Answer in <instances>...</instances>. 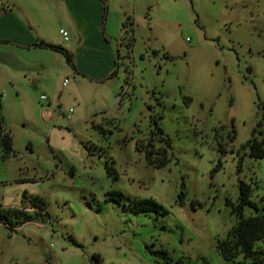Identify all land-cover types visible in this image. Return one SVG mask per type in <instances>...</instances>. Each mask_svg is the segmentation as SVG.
<instances>
[{"label": "rangeland", "instance_id": "rangeland-1", "mask_svg": "<svg viewBox=\"0 0 264 264\" xmlns=\"http://www.w3.org/2000/svg\"><path fill=\"white\" fill-rule=\"evenodd\" d=\"M6 2L16 19L0 22V112L14 155L0 149V205L31 212L39 197L46 214L15 230L0 224V264H153L159 247L194 264H228L216 242L235 223L226 200L236 201L240 180L264 212V158L241 148L253 128L264 133V0H105L98 31L88 22L81 32L62 28L67 40L60 27L89 0ZM11 33L54 41L75 69L49 48L2 42ZM116 50L117 74L88 79ZM154 117L170 142L164 166L137 149ZM113 190L123 202L106 199ZM142 198L168 213L125 208Z\"/></svg>", "mask_w": 264, "mask_h": 264}, {"label": "trees", "instance_id": "trees-1", "mask_svg": "<svg viewBox=\"0 0 264 264\" xmlns=\"http://www.w3.org/2000/svg\"><path fill=\"white\" fill-rule=\"evenodd\" d=\"M102 2L104 3L105 0H102ZM123 28L125 30L128 29L129 39L127 41V45L128 47H130L134 40V28L133 20L129 16L123 23ZM2 42L9 41L4 40ZM33 45L49 48L53 51L61 53L62 55H64L66 61L72 66V68L75 69V66L73 64V54L68 49L62 47L61 45L48 43L43 40H40ZM115 58L114 69L106 76V78H111L117 74L118 54ZM262 116L264 118V106ZM151 122L155 126V131L152 132V136H150L147 144L143 145L141 144V142H139V144L137 145V149L144 152L146 159L154 166H164L168 162L166 147L170 145V142L168 138H165L164 131L162 127L158 125L157 118H152ZM155 139H157L159 143H163L164 145L157 146ZM241 148L242 150L247 149L248 154L255 159L264 158V133L253 128L251 136L246 140ZM0 149L2 151L3 158L14 155V150L12 147V136L9 134V132L5 131L2 128L1 112ZM221 165L222 163L219 160L216 166L211 170L212 176L216 171L220 169ZM240 170L241 159L239 160L238 165V171ZM238 187L239 193L236 201L233 202L230 199L226 200V204L231 207V212L236 217L235 223L223 238L217 239L216 249L228 264L238 261L239 259H241V264H262V262L264 261V250L261 248H257L256 243L264 241V212H260L256 203L251 199V183L240 180L238 183ZM106 199L108 201L123 202L125 196L121 191L113 190L107 195ZM184 199L185 192L181 189L178 194L177 203L179 205H183ZM126 203L127 204L124 203L125 208L136 214L155 212L158 215L165 216L168 213V211L160 203L152 198L133 199L127 201ZM29 205L34 209L31 212L25 210V207H4L0 205V224H3L10 230H15L17 227L23 225L24 223L36 221L39 218L44 221V216L46 214L45 200L39 197H34L29 201ZM247 206L253 207L256 212L252 215H244V209ZM164 227V225L160 226L162 230L165 229ZM150 253L155 257L153 264H194V262L187 258L178 257L177 259H175L170 254V252L163 247L150 249Z\"/></svg>", "mask_w": 264, "mask_h": 264}, {"label": "crops", "instance_id": "crops-1", "mask_svg": "<svg viewBox=\"0 0 264 264\" xmlns=\"http://www.w3.org/2000/svg\"><path fill=\"white\" fill-rule=\"evenodd\" d=\"M89 3H90V8H82V9L74 10L73 15L71 16V20H70L71 24H68L69 26H67V27L61 26L60 28H67V30L69 29L72 32H81V30L85 27V24H87V22H88L95 31H98V28H99L100 24L102 23V18L104 20V17H103L104 7L102 5L103 2H102V0H89ZM13 9H16L15 5L11 4L10 2H6V3L1 4V6H0V22H11V23H13V20L16 19L12 14ZM11 34L12 35L10 37H7L5 39L23 43L27 47L33 46V44L36 43V41H37L36 39H32L31 37H28L25 34H19V35L17 33H11ZM101 34L103 35V39L105 41H108L105 38L103 31H101ZM45 42L56 44V43H54V41H45ZM110 59H111V61L105 67V69H102L101 71H98V72H92L93 75L96 76L97 78H100V77H103V76L109 74L108 72H110V70H112V68H114L113 66H114V61H115V58L113 59L112 51H111V58ZM110 64H112V65H110ZM81 71L84 72L83 70H80L78 72L81 73ZM53 113H54L53 111H49L47 113V117L51 118L54 115Z\"/></svg>", "mask_w": 264, "mask_h": 264}, {"label": "built area", "instance_id": "built-area-1", "mask_svg": "<svg viewBox=\"0 0 264 264\" xmlns=\"http://www.w3.org/2000/svg\"><path fill=\"white\" fill-rule=\"evenodd\" d=\"M59 33L63 36V39L64 40H67L68 39V32L65 30V29H59ZM63 84H66V80ZM45 97V96H43ZM67 118H70V114L67 115Z\"/></svg>", "mask_w": 264, "mask_h": 264}, {"label": "water", "instance_id": "water-1", "mask_svg": "<svg viewBox=\"0 0 264 264\" xmlns=\"http://www.w3.org/2000/svg\"><path fill=\"white\" fill-rule=\"evenodd\" d=\"M11 43H13V44H20V43H17V42H15V41H10ZM20 45H22V44H20ZM116 56H117V50H116ZM84 76V75H83ZM106 76L107 75H105V76H103V77H100V78H88L87 76V78L88 79H92V80H94V81H96V82H101V81H103L105 78H106Z\"/></svg>", "mask_w": 264, "mask_h": 264}]
</instances>
